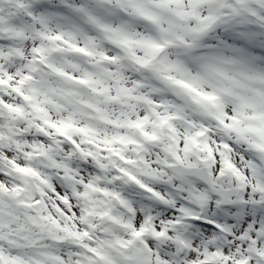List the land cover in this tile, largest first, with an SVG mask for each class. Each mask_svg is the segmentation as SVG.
<instances>
[{
	"label": "snow or ice",
	"instance_id": "6c2138e0",
	"mask_svg": "<svg viewBox=\"0 0 264 264\" xmlns=\"http://www.w3.org/2000/svg\"><path fill=\"white\" fill-rule=\"evenodd\" d=\"M0 264H264V0H0Z\"/></svg>",
	"mask_w": 264,
	"mask_h": 264
}]
</instances>
